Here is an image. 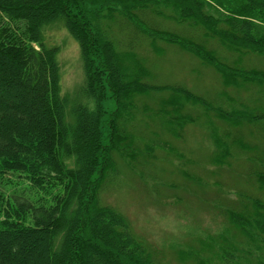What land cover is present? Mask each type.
<instances>
[{
	"label": "trees",
	"instance_id": "trees-1",
	"mask_svg": "<svg viewBox=\"0 0 264 264\" xmlns=\"http://www.w3.org/2000/svg\"><path fill=\"white\" fill-rule=\"evenodd\" d=\"M150 16L192 33L154 28ZM117 19L138 45L142 41L155 53L158 41L176 46L212 67L227 88H264L263 68L239 67L246 57L264 59V0H0V174L19 172L32 187L55 191L50 205L23 200L3 209L0 264H159L125 218L99 204L114 165L111 153H124L128 143L120 119L134 110L135 95L171 90L233 121L232 113L212 109L183 88L145 83L152 72L132 50V39L121 49L107 33ZM59 20L78 43L81 93L90 107L66 112L58 48L44 42V28ZM107 100L114 103L110 112L103 105ZM254 204L224 213L230 227L253 242L255 233L264 236V208ZM262 244L255 264H264V239Z\"/></svg>",
	"mask_w": 264,
	"mask_h": 264
},
{
	"label": "rangeland",
	"instance_id": "rangeland-1",
	"mask_svg": "<svg viewBox=\"0 0 264 264\" xmlns=\"http://www.w3.org/2000/svg\"><path fill=\"white\" fill-rule=\"evenodd\" d=\"M117 20L108 24L107 33L121 49L132 39V50L152 72L145 83L183 88L212 109L232 113L233 124L176 91L135 95L134 110L119 121L128 137L122 147L130 156L112 151L114 165L99 190V204L120 213L159 264H225L224 258L255 264L260 259L256 246L263 245L264 236L255 233L250 241L230 227L224 213L255 202L264 208V118L249 119L264 116V88H227L212 67L176 46L158 41L155 53L142 41L138 45V38L133 41ZM149 21L160 30L192 33L171 21L153 16ZM44 42L58 48L66 112L92 106L81 93L84 72L78 43L60 20L44 28ZM207 46L216 47L212 42ZM239 67L264 69V59L246 57ZM103 105L107 112L114 109L111 100ZM52 193L32 187L22 173H1L0 214L23 200L50 205Z\"/></svg>",
	"mask_w": 264,
	"mask_h": 264
}]
</instances>
